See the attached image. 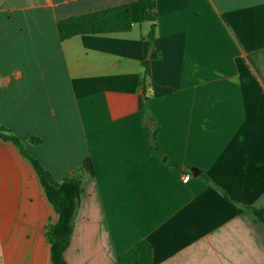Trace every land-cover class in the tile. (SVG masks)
<instances>
[{"label": "crops", "instance_id": "1", "mask_svg": "<svg viewBox=\"0 0 264 264\" xmlns=\"http://www.w3.org/2000/svg\"><path fill=\"white\" fill-rule=\"evenodd\" d=\"M153 1L158 151L144 0H0V125L54 181L81 177L66 264H117L140 241L151 264H264L243 210L264 209V0ZM124 4L130 31L59 40L58 20ZM56 218L0 140V264H50Z\"/></svg>", "mask_w": 264, "mask_h": 264}, {"label": "trees", "instance_id": "2", "mask_svg": "<svg viewBox=\"0 0 264 264\" xmlns=\"http://www.w3.org/2000/svg\"><path fill=\"white\" fill-rule=\"evenodd\" d=\"M155 2L144 0V20L151 23L147 36L148 58L143 61V79L141 85L143 121L147 131V138L155 146V122L151 118L147 109L146 80L150 75L149 59H158L160 53L155 50V24H154ZM56 29L60 41L70 39L80 35H101L125 33L131 29L130 7L127 4L114 6L78 16H70L56 22ZM152 126V130L150 129ZM0 140L11 143L18 151L19 155L25 159L33 169L40 186L43 190L47 204L56 215V222L50 225L45 233L49 244L50 264H66L64 253L73 233L75 216L79 206V199L82 192L81 177L77 174L67 177L61 182L52 179L48 171L25 149L23 143L0 125ZM34 144L33 139H29ZM80 174L93 175L92 164L86 160L79 169ZM203 180L210 184L205 177ZM216 188V187H215ZM228 199V197L223 194ZM243 210L251 218L264 226V209L243 207ZM153 253L151 246L140 241L130 250L121 255L117 264H151Z\"/></svg>", "mask_w": 264, "mask_h": 264}]
</instances>
